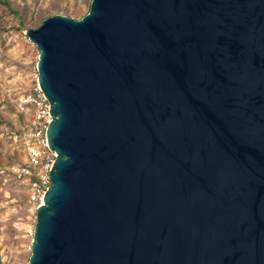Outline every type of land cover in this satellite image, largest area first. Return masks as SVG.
Here are the masks:
<instances>
[{"label":"water","instance_id":"water-1","mask_svg":"<svg viewBox=\"0 0 264 264\" xmlns=\"http://www.w3.org/2000/svg\"><path fill=\"white\" fill-rule=\"evenodd\" d=\"M26 35L57 153L28 264H264V0H91Z\"/></svg>","mask_w":264,"mask_h":264},{"label":"rangeland","instance_id":"rangeland-1","mask_svg":"<svg viewBox=\"0 0 264 264\" xmlns=\"http://www.w3.org/2000/svg\"><path fill=\"white\" fill-rule=\"evenodd\" d=\"M0 2V168L23 158L21 132L24 115L19 101L37 71L40 50L26 29L41 25V13L77 19L90 9L91 0H10L24 2L30 18L20 23L10 6ZM26 189L9 173H0V264H28L36 210Z\"/></svg>","mask_w":264,"mask_h":264},{"label":"built area","instance_id":"built-area-1","mask_svg":"<svg viewBox=\"0 0 264 264\" xmlns=\"http://www.w3.org/2000/svg\"><path fill=\"white\" fill-rule=\"evenodd\" d=\"M20 113L24 115L21 132L23 158L0 168L26 189L28 201L37 209L52 184L51 170L57 153L49 147L47 129L53 119L50 102L38 82V70L31 86L21 96Z\"/></svg>","mask_w":264,"mask_h":264},{"label":"trees","instance_id":"trees-1","mask_svg":"<svg viewBox=\"0 0 264 264\" xmlns=\"http://www.w3.org/2000/svg\"><path fill=\"white\" fill-rule=\"evenodd\" d=\"M0 2H1V0H0ZM2 3L7 5V6H10L11 10L16 14V17L20 21V23L25 24L26 21H28V19L30 18V16L28 15V9L25 6L24 2L13 3L10 0H4ZM48 11H49V9H45L42 11L41 20L48 17V14H47Z\"/></svg>","mask_w":264,"mask_h":264}]
</instances>
